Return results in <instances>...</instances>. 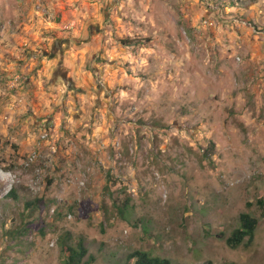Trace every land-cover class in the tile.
I'll list each match as a JSON object with an SVG mask.
<instances>
[{
    "label": "rangeland",
    "instance_id": "rangeland-1",
    "mask_svg": "<svg viewBox=\"0 0 264 264\" xmlns=\"http://www.w3.org/2000/svg\"><path fill=\"white\" fill-rule=\"evenodd\" d=\"M63 4V36L67 8L103 25L64 82L28 77L27 21L0 19V264H66L61 237L87 264H264V0ZM241 212L258 224L230 248Z\"/></svg>",
    "mask_w": 264,
    "mask_h": 264
},
{
    "label": "crops",
    "instance_id": "crops-1",
    "mask_svg": "<svg viewBox=\"0 0 264 264\" xmlns=\"http://www.w3.org/2000/svg\"><path fill=\"white\" fill-rule=\"evenodd\" d=\"M9 1L15 5H8ZM59 7L64 8L63 0H0L1 20H6L9 15H15L16 17L11 18L14 22L27 21L25 28L28 30V37H31L35 42L30 41V46L34 51L33 55L28 57L31 63L25 72L34 81L45 82L51 77H56L64 82L63 79L65 77L62 78L63 74L67 75V78L71 77L72 73L76 75L75 70H82V66H86L90 56H93L100 49L99 37L103 36V31H101L103 25L99 22H94L91 28L88 23L89 19H86V16H89L88 10L67 8L62 11L63 17L71 18L72 21L82 22L83 28L81 30H73L69 36H63L60 31L56 30L59 27H63V25L58 23V21L56 22V17L54 16ZM56 15L58 16V14ZM94 15L97 21L105 19L102 14L96 13ZM56 32L58 33L57 35L55 34ZM48 36L55 38L53 45L49 47L41 46L39 41L43 38L47 39ZM62 37L67 38L63 40L61 39ZM25 66L26 63L21 65L20 70L23 71ZM78 73L81 74L82 72H77V75ZM56 74L58 75L56 76Z\"/></svg>",
    "mask_w": 264,
    "mask_h": 264
},
{
    "label": "trees",
    "instance_id": "trees-1",
    "mask_svg": "<svg viewBox=\"0 0 264 264\" xmlns=\"http://www.w3.org/2000/svg\"><path fill=\"white\" fill-rule=\"evenodd\" d=\"M14 190H10L8 193L13 194ZM40 199L27 202L26 207L30 205L33 207L39 206ZM261 202V201H260ZM258 224V219L252 216L248 212H241L239 214V224L234 228L231 233L225 238V243L230 248H236L242 244L244 240L251 241L254 236L255 228ZM64 237H61L62 247L61 250L65 253L66 264H87L88 261H84L83 258L86 254V248L83 246L80 240L76 245L66 244L63 241ZM132 260V264H171V261L165 257L151 256L146 251L134 250L127 256V261ZM123 264H127L126 262ZM223 264H234L233 262H226Z\"/></svg>",
    "mask_w": 264,
    "mask_h": 264
},
{
    "label": "built area",
    "instance_id": "built-area-1",
    "mask_svg": "<svg viewBox=\"0 0 264 264\" xmlns=\"http://www.w3.org/2000/svg\"><path fill=\"white\" fill-rule=\"evenodd\" d=\"M65 27H66V28H69V26H65ZM19 78H20V76H15L13 80H14V81H17ZM33 157H35L34 153H33V155L30 156L29 158L32 159Z\"/></svg>",
    "mask_w": 264,
    "mask_h": 264
}]
</instances>
